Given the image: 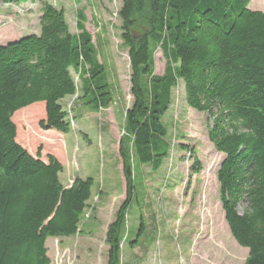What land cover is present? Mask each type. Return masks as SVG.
Instances as JSON below:
<instances>
[{"label":"trees","instance_id":"1","mask_svg":"<svg viewBox=\"0 0 264 264\" xmlns=\"http://www.w3.org/2000/svg\"><path fill=\"white\" fill-rule=\"evenodd\" d=\"M249 1L123 0L121 38L133 99L124 124L136 161L157 170L170 148L162 118L181 82L187 107L205 115L207 139L223 155L218 197L232 237L248 250L244 264H264V13L249 9ZM34 2L38 31L0 45V264H49L46 239L80 233L93 186L91 177L63 186L62 165L54 155L47 153L45 160L40 150L32 155L17 141L13 114L43 102L39 128L67 134L65 97L78 94L90 111L112 101L84 15L76 13V32H71L62 8L48 0ZM157 48L165 59L162 74H154ZM22 113L25 121L37 115L35 106ZM180 147L194 160L191 172L199 173L194 151ZM119 153L126 199L107 228V264H120L124 214L134 199L138 202L122 140ZM138 218L134 237L124 240L130 248L145 232Z\"/></svg>","mask_w":264,"mask_h":264},{"label":"rangeland","instance_id":"2","mask_svg":"<svg viewBox=\"0 0 264 264\" xmlns=\"http://www.w3.org/2000/svg\"><path fill=\"white\" fill-rule=\"evenodd\" d=\"M34 1L15 4L0 0V45L38 31L39 6ZM48 1L64 10L71 32H76V13L84 15L85 28L112 93L109 106L99 111L84 107L78 94L65 97L61 104L71 127L67 134L39 128L38 122L45 115L43 102L12 116L21 145L33 155L40 150L45 160L47 153L52 154L61 163L63 186L68 187L76 177L93 179L80 233L46 239L49 264H107V228L117 219L126 199L121 140L138 202L134 199L124 214L120 264H244L248 250L232 237L218 197L216 173L223 155L207 139L205 115L187 107L181 82L172 89L171 103L162 118L170 148L161 166L153 170L140 165L131 152L124 124V112L133 99L128 49L121 38L119 10L123 0ZM248 7L264 13V0H250ZM153 61L154 74H162L165 59L158 48ZM32 106L37 115L25 121L22 111ZM180 146L194 151L199 173L191 172L194 160ZM139 215L145 232L138 245L130 248L124 240L134 237Z\"/></svg>","mask_w":264,"mask_h":264},{"label":"crops","instance_id":"3","mask_svg":"<svg viewBox=\"0 0 264 264\" xmlns=\"http://www.w3.org/2000/svg\"><path fill=\"white\" fill-rule=\"evenodd\" d=\"M18 141V140H17ZM29 153H31L32 154V152H31V150L30 149H27V147L26 146H24V145H22ZM33 155V154H32ZM42 157V156H41Z\"/></svg>","mask_w":264,"mask_h":264}]
</instances>
